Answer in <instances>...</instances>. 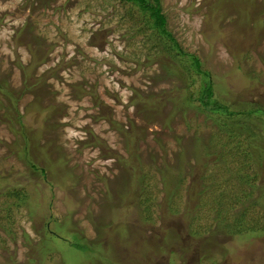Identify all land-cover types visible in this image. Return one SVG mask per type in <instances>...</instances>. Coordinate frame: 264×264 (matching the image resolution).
Returning a JSON list of instances; mask_svg holds the SVG:
<instances>
[{"label":"rangeland","instance_id":"1","mask_svg":"<svg viewBox=\"0 0 264 264\" xmlns=\"http://www.w3.org/2000/svg\"><path fill=\"white\" fill-rule=\"evenodd\" d=\"M148 1L0 0V264H264V0Z\"/></svg>","mask_w":264,"mask_h":264},{"label":"trees","instance_id":"2","mask_svg":"<svg viewBox=\"0 0 264 264\" xmlns=\"http://www.w3.org/2000/svg\"><path fill=\"white\" fill-rule=\"evenodd\" d=\"M129 1H134L138 3V5L143 8V9H148L150 16L152 18V23L151 25L157 28V30L164 35H168V37L173 40L170 36L169 31L167 30V25H166V17L162 13L160 7L158 4L153 5L151 4L148 0H129ZM190 58V63H189V70L191 69L194 73H198L202 76V82H201V88H200V93L198 95L199 102L203 106L204 110H209V111H214V112H219L220 118L217 120L219 122V126L222 128H225L228 130V132H231V128H234L232 123L230 121V117L235 114V109H230L227 104L222 103L220 99L214 94V85L211 79L209 78L208 72L203 71L201 69V61L199 58L192 54L189 55ZM188 70V71H189ZM262 93H264V90H262ZM260 93V94H262ZM256 109L260 108H255V109H249V112H252ZM34 168H37L35 164H32ZM41 170L44 172V168H41ZM5 183V178L0 176V186H2ZM46 217V215H45ZM45 229V226H44ZM52 237L56 236L57 238L59 237L56 232L51 235ZM60 238V237H59ZM54 241L55 238H52ZM49 243L47 241H43L42 243L40 242L37 245V250L43 251L44 249L46 250V247H52L55 251V248L53 246H49ZM74 246H80L79 243H74ZM60 249V248H59ZM61 250V249H60Z\"/></svg>","mask_w":264,"mask_h":264}]
</instances>
